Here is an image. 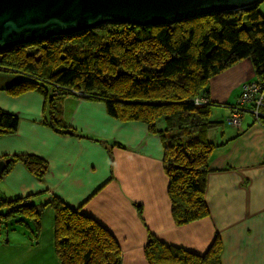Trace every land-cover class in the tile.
Returning <instances> with one entry per match:
<instances>
[{
    "label": "trees",
    "instance_id": "trees-1",
    "mask_svg": "<svg viewBox=\"0 0 264 264\" xmlns=\"http://www.w3.org/2000/svg\"><path fill=\"white\" fill-rule=\"evenodd\" d=\"M261 1L244 9L165 25L108 22L11 47L0 52V71L21 73L23 77L4 90L10 96L27 91L42 95L46 111L42 124L58 134L80 136L63 120L58 106L60 99L69 95L104 103L108 115L119 121L144 123L163 147L162 165L174 223L201 220L209 214L204 192L210 155L217 145L209 132L221 125L211 117L218 104L209 98V81L248 58L255 77L250 82L264 91ZM241 94L242 88L225 119L229 126L234 109L242 115L241 122L245 114L252 117L249 110L253 100L241 102ZM263 121L260 116L259 123ZM18 122L16 114L0 108V137L13 134ZM4 159L8 163L3 175L14 163L21 162L41 179L48 167L34 154ZM29 198L7 199L0 194V229H11L13 221L32 226L33 233H38L44 207L50 204L54 212V249L60 264H120L118 242L92 216L69 207L56 196L38 206ZM222 248L218 234L199 253L162 241L148 231L144 256L147 264H221Z\"/></svg>",
    "mask_w": 264,
    "mask_h": 264
},
{
    "label": "crops",
    "instance_id": "crops-1",
    "mask_svg": "<svg viewBox=\"0 0 264 264\" xmlns=\"http://www.w3.org/2000/svg\"><path fill=\"white\" fill-rule=\"evenodd\" d=\"M260 3L264 15V2ZM254 79L246 58L209 81V98L218 104L211 117L221 125L209 132L217 145L210 155L204 192L209 214L201 220L174 223L163 147L144 123L119 121L108 115L104 103L69 95L58 106L63 120L80 136L58 134L42 124L46 112L42 95L27 91L10 96L4 90L7 85L0 87V108L16 114L19 122L13 134L0 137V159L34 154L48 167L39 179L21 162L14 163L0 177V194L7 199L30 196V203L37 206L56 196L69 207L80 208L116 239L120 264H147L148 231L199 253L218 234L221 264H264V121L256 123L245 114L239 127L225 123L242 85ZM53 220V208L47 204L38 233L25 226L23 240L10 244L7 234L15 230L5 231L0 264H60Z\"/></svg>",
    "mask_w": 264,
    "mask_h": 264
},
{
    "label": "water",
    "instance_id": "water-1",
    "mask_svg": "<svg viewBox=\"0 0 264 264\" xmlns=\"http://www.w3.org/2000/svg\"><path fill=\"white\" fill-rule=\"evenodd\" d=\"M261 0H0V52L108 22L165 25ZM8 159H0V177Z\"/></svg>",
    "mask_w": 264,
    "mask_h": 264
},
{
    "label": "built area",
    "instance_id": "built-area-1",
    "mask_svg": "<svg viewBox=\"0 0 264 264\" xmlns=\"http://www.w3.org/2000/svg\"><path fill=\"white\" fill-rule=\"evenodd\" d=\"M260 86L257 83L246 82L242 85V94L240 96L241 102H247L253 100L254 103L252 109L249 110L252 114L253 118L260 122V116L264 117V111H262V106L264 105V101L262 96L260 95ZM80 95L81 92H78ZM242 115L240 114L238 109H234L229 117V121L231 125L239 127L241 123ZM261 124V123H260Z\"/></svg>",
    "mask_w": 264,
    "mask_h": 264
},
{
    "label": "rangeland",
    "instance_id": "rangeland-1",
    "mask_svg": "<svg viewBox=\"0 0 264 264\" xmlns=\"http://www.w3.org/2000/svg\"><path fill=\"white\" fill-rule=\"evenodd\" d=\"M264 2V1H263ZM263 2H261L260 4L262 5ZM23 77V74L21 73H14V72H2L0 71V87L2 85H10L14 82H17L18 80H20ZM241 124V123H240ZM11 226V227H9ZM8 228H11V230H15L12 231L11 234H7V238L10 240V244H14V242L16 241H22L23 240V234L26 231V229L24 228L25 226L19 225L17 223H13V221H10ZM10 231V229H8ZM7 230V231H8ZM5 228L0 229V238L3 239L4 235H5Z\"/></svg>",
    "mask_w": 264,
    "mask_h": 264
},
{
    "label": "bare ground",
    "instance_id": "bare-ground-1",
    "mask_svg": "<svg viewBox=\"0 0 264 264\" xmlns=\"http://www.w3.org/2000/svg\"><path fill=\"white\" fill-rule=\"evenodd\" d=\"M254 81V80H253ZM260 95L262 96V98H263V101H264V97H263V91L262 92H260ZM207 99H200V101L201 102H205ZM262 108H264V105L262 106ZM253 117V116H252ZM254 119V118H253ZM254 121H256V123H258V121L256 120V119H254Z\"/></svg>",
    "mask_w": 264,
    "mask_h": 264
}]
</instances>
